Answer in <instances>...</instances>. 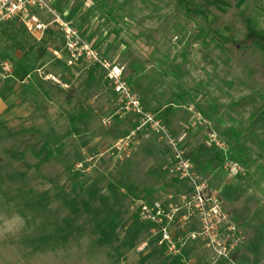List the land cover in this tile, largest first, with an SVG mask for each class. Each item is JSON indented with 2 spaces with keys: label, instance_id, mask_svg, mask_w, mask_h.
<instances>
[{
  "label": "rangeland",
  "instance_id": "1",
  "mask_svg": "<svg viewBox=\"0 0 264 264\" xmlns=\"http://www.w3.org/2000/svg\"><path fill=\"white\" fill-rule=\"evenodd\" d=\"M47 1L54 15L37 14L59 22L43 37L0 28L15 67L0 81V264H264V0H189L229 43L201 35L176 0ZM60 25L125 66L215 194V218L171 172L168 142L145 128L130 137L140 116L116 115L97 68L69 65ZM225 153L240 175L223 169ZM142 202L182 210L163 231L139 220Z\"/></svg>",
  "mask_w": 264,
  "mask_h": 264
},
{
  "label": "built area",
  "instance_id": "2",
  "mask_svg": "<svg viewBox=\"0 0 264 264\" xmlns=\"http://www.w3.org/2000/svg\"><path fill=\"white\" fill-rule=\"evenodd\" d=\"M48 11L54 15L47 0H0V28L18 22L22 24L32 34H39L42 37L47 33L53 23L58 24L56 19L52 23H45L41 20L37 11ZM61 30L65 32V46L69 65H74L79 62H87L97 68L104 76L107 82L108 89L115 97L113 101L118 109L116 115L123 118L129 112L136 113L141 118L140 125L131 131V136L143 128L151 129L152 132L159 135L162 140H166L175 155V164L171 170L172 173L179 176V179L192 181L195 187L193 200L195 207L202 213L205 220L215 218L217 215L216 196L214 193H203L204 187L196 185L195 175L190 173L191 165L183 159V153L179 151L178 142L171 138L167 127L156 115L145 112L142 108L141 101L132 91L131 86L126 81V68L120 63L111 61L103 57L98 50L91 44L81 39L78 33L71 31L66 25H60ZM15 67L3 59L0 54V81L11 79L14 76ZM128 137V138H130ZM213 142L216 137L211 134ZM130 143L127 144L129 146ZM217 145L220 144L217 142ZM221 147V146H220ZM223 148V147H221ZM224 150V149H223ZM223 169L230 176H238L243 172V169L237 162L233 161L229 154L225 153ZM182 207H174L172 204L164 206L161 203H140L138 205V218L141 222L150 225H166L173 222V217L181 212ZM165 231V226L162 229ZM210 228L207 229V232ZM167 236V235H166ZM169 240V239H166ZM165 240V241H166ZM224 255V253H220Z\"/></svg>",
  "mask_w": 264,
  "mask_h": 264
},
{
  "label": "trees",
  "instance_id": "3",
  "mask_svg": "<svg viewBox=\"0 0 264 264\" xmlns=\"http://www.w3.org/2000/svg\"><path fill=\"white\" fill-rule=\"evenodd\" d=\"M176 1H177V7H178L177 11L180 14L184 15L186 18H188L190 20H194V19L198 18V19H200L203 22L204 28H206L207 31L204 30L205 33L203 31H201V35L203 34V36L210 37L211 40L214 41V42H219V41H221V43H223V42H228L229 43L230 42L229 39H227L226 37H223L222 35L218 34L216 31L211 30L207 15L203 14L202 12H200L198 10L192 9L189 0H176ZM258 32L260 34H262L261 31H258ZM219 45L220 44H218V46ZM256 46L258 48L260 47L258 44ZM130 68H131L133 73H135V74L138 73V69H136L133 66V64L130 65ZM125 78H126V81L128 82V84L130 86H132L133 83H134V78L131 77V76H126V75H125ZM229 157L232 159V155L231 154H229Z\"/></svg>",
  "mask_w": 264,
  "mask_h": 264
},
{
  "label": "crops",
  "instance_id": "4",
  "mask_svg": "<svg viewBox=\"0 0 264 264\" xmlns=\"http://www.w3.org/2000/svg\"><path fill=\"white\" fill-rule=\"evenodd\" d=\"M68 11V10H67ZM71 12V11H70Z\"/></svg>",
  "mask_w": 264,
  "mask_h": 264
}]
</instances>
